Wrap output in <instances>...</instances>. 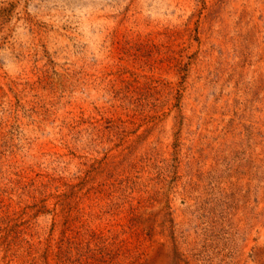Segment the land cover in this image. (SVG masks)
Instances as JSON below:
<instances>
[{"label":"rangeland","instance_id":"1","mask_svg":"<svg viewBox=\"0 0 264 264\" xmlns=\"http://www.w3.org/2000/svg\"><path fill=\"white\" fill-rule=\"evenodd\" d=\"M0 264H264V0H0Z\"/></svg>","mask_w":264,"mask_h":264}]
</instances>
